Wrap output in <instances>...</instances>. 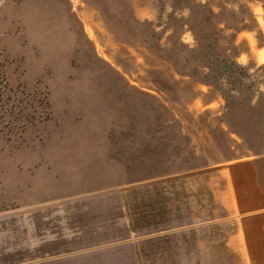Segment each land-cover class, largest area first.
Masks as SVG:
<instances>
[{"label": "rangeland", "instance_id": "1", "mask_svg": "<svg viewBox=\"0 0 264 264\" xmlns=\"http://www.w3.org/2000/svg\"><path fill=\"white\" fill-rule=\"evenodd\" d=\"M260 154L264 0H0V264H74V205Z\"/></svg>", "mask_w": 264, "mask_h": 264}, {"label": "crops", "instance_id": "2", "mask_svg": "<svg viewBox=\"0 0 264 264\" xmlns=\"http://www.w3.org/2000/svg\"><path fill=\"white\" fill-rule=\"evenodd\" d=\"M198 176L206 182L195 191L200 203H178L183 192L191 197L194 191L177 189L175 181ZM102 201L73 206V231L59 236L63 248L51 261L264 264V154L215 172L120 190Z\"/></svg>", "mask_w": 264, "mask_h": 264}, {"label": "trees", "instance_id": "3", "mask_svg": "<svg viewBox=\"0 0 264 264\" xmlns=\"http://www.w3.org/2000/svg\"><path fill=\"white\" fill-rule=\"evenodd\" d=\"M226 62H227V66H226V71H228V69H230V67H232V66H238L237 64H236V62H235V60L233 59V58H231V59H228L227 57H225V59H224ZM209 65V64H208ZM208 65H204V66H202V68H208L209 66ZM193 71H194V69L192 70V74H193ZM206 78V77H205ZM206 80H208L207 78H206ZM224 98H225V100L227 101L228 100V96L227 95H225L224 96Z\"/></svg>", "mask_w": 264, "mask_h": 264}]
</instances>
